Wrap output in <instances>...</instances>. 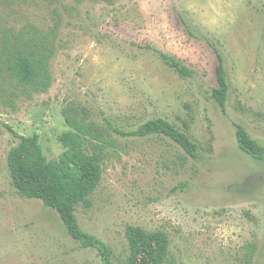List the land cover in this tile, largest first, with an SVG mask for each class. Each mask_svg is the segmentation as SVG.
<instances>
[{
  "label": "rangeland",
  "instance_id": "374dc122",
  "mask_svg": "<svg viewBox=\"0 0 264 264\" xmlns=\"http://www.w3.org/2000/svg\"><path fill=\"white\" fill-rule=\"evenodd\" d=\"M33 28L55 48L49 89L27 94L0 69V264H101L54 210L16 194L6 166L19 137L32 134L58 157L69 105L122 131L164 118L199 146L193 159L167 139L109 133L92 205L76 217L114 264L128 255V226L165 233L172 264H264V159L235 139L240 126L264 147V0H0V50L3 36ZM214 49L229 84L224 112L208 98ZM160 53L193 77L180 78Z\"/></svg>",
  "mask_w": 264,
  "mask_h": 264
},
{
  "label": "trees",
  "instance_id": "16d2710c",
  "mask_svg": "<svg viewBox=\"0 0 264 264\" xmlns=\"http://www.w3.org/2000/svg\"><path fill=\"white\" fill-rule=\"evenodd\" d=\"M58 1V0H54ZM112 4L114 0H73ZM55 52L50 34L38 29L25 31L13 37L3 36L0 50V69L12 79L16 87L29 93H44L51 85L49 61ZM217 59L215 87L208 92V98L224 112L229 84L224 59L214 49ZM161 62L180 78L193 77V72L178 58L160 53ZM62 118L68 128L57 138L62 152L55 159H48L39 143V136H21L12 147L6 159L10 183L16 194L25 199L38 200L45 208L54 210L66 234L81 249H91L100 258L101 264H114L110 248L97 237L83 231L78 223V207L89 209L90 196L102 179L103 150L111 145L110 132L123 138L167 139L183 153L193 159L199 146L190 135L164 118H154L138 125L135 129L122 131L106 122L101 128L92 119L89 111L77 105L62 109ZM187 128V127H186ZM235 139L239 151L254 161L264 159V147L251 139L238 126ZM128 255L124 264H172L168 262V239L161 231L147 232L139 227L128 226L125 230ZM250 245L248 258L253 255Z\"/></svg>",
  "mask_w": 264,
  "mask_h": 264
}]
</instances>
